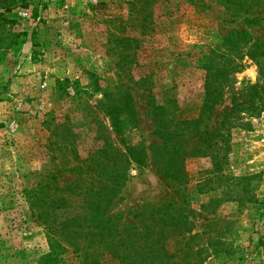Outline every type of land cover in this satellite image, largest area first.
<instances>
[{"label":"rangeland","instance_id":"374dc122","mask_svg":"<svg viewBox=\"0 0 264 264\" xmlns=\"http://www.w3.org/2000/svg\"><path fill=\"white\" fill-rule=\"evenodd\" d=\"M26 2L0 27V264H39L53 251L37 198L63 212L59 200L77 180L82 201L92 190L103 194L113 178L122 185L112 213L143 234L156 230L144 250L150 263L161 234L162 264H264V109L241 115L229 136L202 140L196 134L231 107L227 89L212 119L194 139L179 137L176 150L157 147L163 140L154 123L162 120L167 136L198 118L206 67L224 65L229 42L238 44L232 57L241 65L230 76L234 93L264 85L249 55L255 44L264 47V0ZM111 93L125 107L114 116L106 108ZM129 150L145 154L143 165ZM78 241L84 249L87 240ZM63 245L60 264H83ZM126 246L119 245L131 255L123 264H135L145 239ZM95 254L100 264L120 263Z\"/></svg>","mask_w":264,"mask_h":264},{"label":"trees","instance_id":"16d2710c","mask_svg":"<svg viewBox=\"0 0 264 264\" xmlns=\"http://www.w3.org/2000/svg\"><path fill=\"white\" fill-rule=\"evenodd\" d=\"M261 5L264 6V4ZM19 6L27 7L28 4L26 0H0V27L14 22L13 20L7 18V13L12 12ZM37 12L38 9L35 8V16ZM246 21L256 22L255 18L253 20L247 19ZM229 44L231 45L229 50L231 54L223 55L224 65L220 66L214 63V65L206 67L208 71L206 95L198 118L180 122L179 124H183V128L176 125L175 129L169 132L167 136H163V132L158 129L162 125V120L154 121L155 125L158 127L156 133L161 135V139L163 140L161 145H157V147L162 151L165 148H168V146L172 143L173 148L176 150L179 143L178 138L185 133H189L190 138L194 139V136L198 132L200 126L204 122L212 119V115L214 114L217 106L223 101L225 97V90L227 89L230 92L233 91V96H231V107L219 112L218 115H216L215 124L212 130H205L200 134H196L199 135L202 140L210 141L209 143H211L214 139L209 138V136L213 132H222L225 133L226 136H229L232 122L243 119L244 117L241 115L258 117L262 113L264 109V85H260L259 83L247 85L234 93V86L230 81V76L232 72H235L238 69L240 70L241 65L239 66L238 64H234V58L232 57V53L237 49L238 44H232L230 42ZM261 49H263V52H260ZM249 55L257 61L261 79L264 80V47L259 43L255 44V47L249 52ZM113 95L114 93H111L107 96L109 102L106 106L112 116H114V113L117 111H125V107L122 103H116V100L112 99ZM104 96H106V94H104ZM157 108L163 109L162 107ZM115 116L118 118V114H115ZM135 153L136 156L133 157L131 150H129L131 161L136 162L139 165H143L146 160L145 154L141 152L143 156H139V154H141L140 152L135 151ZM177 155L174 154L172 159H169L168 162L172 164L171 166L175 165L174 162L177 161ZM160 159L164 162V154H162ZM221 159L222 158H219L215 162L216 171L220 169ZM128 161L130 160L128 159L127 162ZM79 182L80 181L77 180V182L74 183L73 190L69 189L71 194L59 200L61 202L60 208H67L66 211L56 212V209L53 208L54 202L49 200L43 201L45 198H37L40 208L39 218L41 220L43 219V224L45 226V230L47 231L49 240L52 243L51 248L53 249L51 253L42 258L39 264H60L58 261V255H56V250L62 249L66 251V245H63L64 241L68 244L69 248L72 247L74 252L79 254L83 264H86V262H88V264H100L99 260L96 258L97 254L95 253L102 255L110 254L113 258L120 260L119 264H123V262L128 260L131 255L125 252L120 254L119 245L126 246L128 245V242H141L144 239L145 246H140L142 249L138 252L137 259L134 258L131 259V261L137 260L135 264H162L161 249L159 247L162 235L157 234L154 236L155 240H153L152 245L158 247L155 250H152V263H150V261H148V254L145 253L148 248L147 237L155 234L156 230H148L149 233L146 232V234H143L142 230H139L140 225H135L133 221L127 218L124 222L122 221V219L125 218L124 213H112V207L115 197L117 196V191L122 185L120 184L121 179L118 180L117 178H113L110 181V185H107L108 182L106 181L102 187L103 194H99L97 192L94 193V190H92L82 198V201L78 199L79 195L82 194V192H77ZM48 203L51 205L45 208L44 205ZM80 203H82V206L79 205ZM162 210L163 207L155 208V211L159 213H161ZM137 217L139 216L134 214L133 218ZM158 218L160 219V217ZM127 221L129 224H127ZM80 238L87 240V245L84 249L81 246V242L78 241ZM136 244L139 245L138 243ZM127 247L128 246H126V248ZM133 247H135V245H133ZM93 249H95V253H92L91 250ZM133 251L137 252L135 248H133ZM89 258H91V262L88 260Z\"/></svg>","mask_w":264,"mask_h":264}]
</instances>
